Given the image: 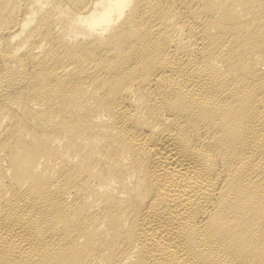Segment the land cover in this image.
Masks as SVG:
<instances>
[{"label": "bare ground", "instance_id": "1", "mask_svg": "<svg viewBox=\"0 0 264 264\" xmlns=\"http://www.w3.org/2000/svg\"><path fill=\"white\" fill-rule=\"evenodd\" d=\"M0 264H264V0H0Z\"/></svg>", "mask_w": 264, "mask_h": 264}]
</instances>
